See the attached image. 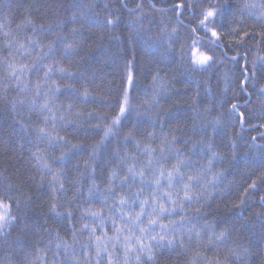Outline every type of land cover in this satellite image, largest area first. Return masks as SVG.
<instances>
[{"label": "trees", "instance_id": "obj_1", "mask_svg": "<svg viewBox=\"0 0 264 264\" xmlns=\"http://www.w3.org/2000/svg\"><path fill=\"white\" fill-rule=\"evenodd\" d=\"M262 34L264 0H0V264H264Z\"/></svg>", "mask_w": 264, "mask_h": 264}, {"label": "snow or ice", "instance_id": "obj_2", "mask_svg": "<svg viewBox=\"0 0 264 264\" xmlns=\"http://www.w3.org/2000/svg\"><path fill=\"white\" fill-rule=\"evenodd\" d=\"M137 7H139V5H137ZM183 7H184L183 3H178V4L175 5L176 9H181ZM201 15H202L203 19H201L199 21V25L201 27H203L206 30V32L210 31L211 32V37H215L216 41L218 42L219 41V35L216 32V30L208 28V23L211 22L210 18H213L216 15L215 8L213 7V8H209L207 10H204V11L201 12ZM107 23L108 24H112L113 21L112 20H108ZM193 30L195 31V29H193ZM173 31H175V29H173ZM262 35H264V34H262ZM197 44H198V40L194 39L192 41V46H191V51H190V60H191V63H192V65L194 67L195 66H204V65L208 64V62L212 59L210 56L205 55L203 52H200V50L196 47ZM69 47H71V45H69ZM128 79H129V82H131V80H132L131 75H129ZM126 103H127V93L125 92V104ZM232 108L235 110L236 109V105L233 104ZM124 112H125V107L121 106L120 107V113L123 114ZM118 120H119V118H116L113 121V125L118 123ZM41 131H43V130H41ZM111 132H112V128L111 127H107L105 129V131H104L105 137H107ZM45 166H47V165H45ZM129 171H132V169H129ZM113 175H115V173H113ZM141 175H143V173H141ZM163 175H164V173L161 172V176H163ZM171 178H172V173H168L169 182H171ZM156 183L159 184V180H157ZM167 195H168L169 198L171 197L170 193H168ZM125 203H126L125 198L123 196H121L120 197V204L123 205ZM145 203H147V201H142L141 202V210H142V212H143V205ZM0 208L4 209V211L0 212V228H2V227L5 226V224L7 222V219L9 217V214L7 212L8 206L6 204H4L2 201H0ZM53 211H55V205H53ZM159 211L161 213L166 211V209L164 208L163 204L159 205ZM140 216H141V213H137L136 219L139 220ZM157 223H158L157 220L149 219V226L155 225ZM160 227H161V229H165L168 226L160 224ZM120 231H121L120 229H117V232H120ZM140 232H141V235H145L148 232V230L145 229V228H141ZM100 239H101L100 237H96L97 241H100ZM150 239L155 241V240H157V236H150ZM164 239H165V237L163 235L159 236V240H164ZM137 240H138V242H140L139 238H137ZM168 244H172V240L169 239L168 240ZM141 250H147L149 252V254H151V246L150 245H145L142 242H141ZM99 255H100V247H99V244H98V246H97V256H99ZM109 258H111V253H109ZM109 264H111V260L110 259H109Z\"/></svg>", "mask_w": 264, "mask_h": 264}, {"label": "rangeland", "instance_id": "obj_3", "mask_svg": "<svg viewBox=\"0 0 264 264\" xmlns=\"http://www.w3.org/2000/svg\"><path fill=\"white\" fill-rule=\"evenodd\" d=\"M130 85H131V82H129V79H128V82H127V89H129ZM0 212H2V208H0Z\"/></svg>", "mask_w": 264, "mask_h": 264}]
</instances>
